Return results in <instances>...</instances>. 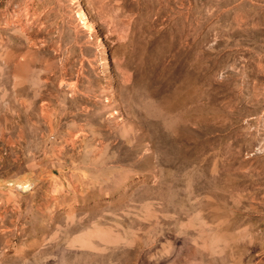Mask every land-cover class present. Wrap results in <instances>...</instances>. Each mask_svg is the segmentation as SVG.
<instances>
[{
	"label": "rangeland",
	"instance_id": "1",
	"mask_svg": "<svg viewBox=\"0 0 264 264\" xmlns=\"http://www.w3.org/2000/svg\"><path fill=\"white\" fill-rule=\"evenodd\" d=\"M0 264H264V0H0Z\"/></svg>",
	"mask_w": 264,
	"mask_h": 264
},
{
	"label": "bare ground",
	"instance_id": "2",
	"mask_svg": "<svg viewBox=\"0 0 264 264\" xmlns=\"http://www.w3.org/2000/svg\"><path fill=\"white\" fill-rule=\"evenodd\" d=\"M86 27H87V26H86ZM86 27H85V28H86ZM89 29H91V28H89Z\"/></svg>",
	"mask_w": 264,
	"mask_h": 264
}]
</instances>
